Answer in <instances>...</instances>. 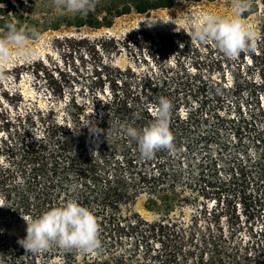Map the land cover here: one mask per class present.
Wrapping results in <instances>:
<instances>
[{"label": "trees", "instance_id": "16d2710c", "mask_svg": "<svg viewBox=\"0 0 264 264\" xmlns=\"http://www.w3.org/2000/svg\"><path fill=\"white\" fill-rule=\"evenodd\" d=\"M202 1L220 0H97L84 15L54 11L53 0H0V34L9 24L35 29L39 37L73 27L109 28L125 14ZM260 3L249 0L243 13ZM105 37L134 55L140 51L143 64L123 68L103 59L79 91H70L79 70L58 69L57 78L46 71L55 101L19 113L0 137V264H264V23L231 76L225 71L219 78L200 72L203 44L188 34L142 28L122 39ZM57 39L71 55L90 40L70 34ZM206 58L213 68L231 61L213 45ZM161 96L173 104L174 149L144 159L120 125L146 126ZM199 145L215 146L216 152L187 171L184 190L203 202L224 198L232 206L227 225L223 209L210 212L203 204L189 221L177 213L190 198L176 191L182 173L172 153ZM142 197L156 218L138 211ZM69 198L94 213L99 248L85 253L53 245L28 253L18 242L26 235L24 218ZM16 221L25 222L22 237L9 234Z\"/></svg>", "mask_w": 264, "mask_h": 264}, {"label": "rangeland", "instance_id": "374dc122", "mask_svg": "<svg viewBox=\"0 0 264 264\" xmlns=\"http://www.w3.org/2000/svg\"><path fill=\"white\" fill-rule=\"evenodd\" d=\"M232 3L233 1L224 0L183 3L175 5L172 8L158 9L147 13L132 12L119 16L115 19L113 26L109 28L73 27L43 34L38 40L32 41L33 46L40 53L39 56H34L29 60L15 56L7 62L0 60V137L7 133L8 123L14 121V118L19 113H23L26 109L30 108L44 109L49 103L55 101L45 73L46 71L53 73L54 77L57 78L59 75L58 69L67 71L68 73H73L74 68L79 70L80 80L70 90L79 91L81 88L84 89L88 86L94 66L99 64L103 59L109 62L112 61L114 65L123 68L131 65L134 67L139 66L137 63L140 62L141 55L144 54L138 51L134 55L131 49L123 44H112L110 38L105 36H116L118 39H122L127 33L142 28L153 32L178 31L190 35L191 28L188 22L190 17L194 19L201 13L209 11L230 15ZM241 21L252 29L256 36L264 23V4L260 3L256 11H248L247 14L242 13ZM67 34L88 37L90 40L81 46L78 53L71 55L66 45L60 43L57 39ZM93 43H97L99 46L94 48ZM204 45L208 47L204 48ZM209 45L211 44L201 45V52L206 56L201 61L200 72L205 76L219 78L226 71L227 76H231L232 72L230 69H235L238 63L241 62V59L237 56L231 58V61L228 60L229 63L224 64L222 68H213L212 62L208 60L209 58H206ZM216 53L214 55L219 56ZM183 60L188 67L192 61V57L187 54L183 57ZM140 63L143 64L142 62ZM212 125L213 122L210 121L207 125L203 126V129L210 128ZM215 152V146L204 148L202 145H199L189 153L181 155L176 154V152L172 153V156L179 157V169L182 173V181L176 187V191L181 195L187 194L190 198L177 211L180 214V218L187 221L191 220L198 208L203 204L210 212L214 209L218 211H222L223 209L224 213L221 218L224 224L227 225L230 219L227 207L232 208V206L224 198L219 203L217 197L212 196V198L205 199L203 202V200L195 198V192L193 193L190 190L185 191L183 186L187 171L197 170L202 159L206 156L213 157ZM224 153V160H227L230 154L228 151ZM144 202V197L139 199L136 205L138 211L148 219L156 218L153 213L145 209ZM240 210L239 205L238 211ZM256 225L258 226V224ZM3 229L4 226L0 224V232ZM24 230L25 222L23 221H16L8 227L9 234L14 236L22 237Z\"/></svg>", "mask_w": 264, "mask_h": 264}, {"label": "clouds", "instance_id": "9594fccd", "mask_svg": "<svg viewBox=\"0 0 264 264\" xmlns=\"http://www.w3.org/2000/svg\"><path fill=\"white\" fill-rule=\"evenodd\" d=\"M96 3L97 0H53L52 8L60 13L84 15L93 10ZM248 7L249 0H233L230 15L209 11L194 19L190 17V39L213 45L227 58H235L250 50L255 43V33L241 21L242 13ZM38 39L39 33L35 29L9 24L0 34V60L7 62L13 56L29 60L39 56L32 43ZM172 108L171 100L161 96L155 104L153 119L146 126L120 125L123 134L135 141L142 158L151 159L157 151L174 149V136L170 129ZM24 220L26 235L18 242L28 253L38 254L53 245L86 253L100 246L94 213L76 199H66L38 216Z\"/></svg>", "mask_w": 264, "mask_h": 264}]
</instances>
